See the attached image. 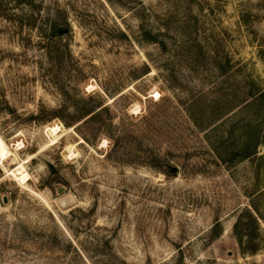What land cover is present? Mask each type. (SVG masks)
Returning a JSON list of instances; mask_svg holds the SVG:
<instances>
[{
  "label": "rangeland",
  "instance_id": "1",
  "mask_svg": "<svg viewBox=\"0 0 264 264\" xmlns=\"http://www.w3.org/2000/svg\"><path fill=\"white\" fill-rule=\"evenodd\" d=\"M0 138V264H264V0H0Z\"/></svg>",
  "mask_w": 264,
  "mask_h": 264
},
{
  "label": "bare ground",
  "instance_id": "2",
  "mask_svg": "<svg viewBox=\"0 0 264 264\" xmlns=\"http://www.w3.org/2000/svg\"><path fill=\"white\" fill-rule=\"evenodd\" d=\"M59 129H60L59 126H54V127H51V131L50 130L49 131L55 135V134H57ZM19 146H21V143L18 144V147ZM9 155H10V150H9L8 146L6 145L5 141L2 138H0V159L2 161H5L9 157ZM25 163L26 162L20 163L12 171H9L10 175L14 176L15 179L18 180L22 184L28 183V181L31 178L30 174L28 172H26V168H25L26 164Z\"/></svg>",
  "mask_w": 264,
  "mask_h": 264
},
{
  "label": "trees",
  "instance_id": "3",
  "mask_svg": "<svg viewBox=\"0 0 264 264\" xmlns=\"http://www.w3.org/2000/svg\"><path fill=\"white\" fill-rule=\"evenodd\" d=\"M254 216V215H253ZM255 221H256V219H255Z\"/></svg>",
  "mask_w": 264,
  "mask_h": 264
}]
</instances>
